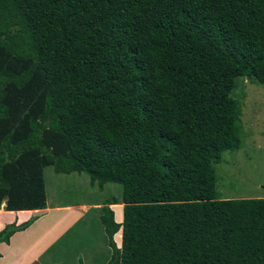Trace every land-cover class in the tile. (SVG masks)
<instances>
[{
    "label": "trees",
    "instance_id": "trees-1",
    "mask_svg": "<svg viewBox=\"0 0 264 264\" xmlns=\"http://www.w3.org/2000/svg\"><path fill=\"white\" fill-rule=\"evenodd\" d=\"M240 77L264 83V0H0V207L54 205L46 167L85 173L106 264H264V198L216 191Z\"/></svg>",
    "mask_w": 264,
    "mask_h": 264
},
{
    "label": "rangeland",
    "instance_id": "rangeland-1",
    "mask_svg": "<svg viewBox=\"0 0 264 264\" xmlns=\"http://www.w3.org/2000/svg\"><path fill=\"white\" fill-rule=\"evenodd\" d=\"M231 95L238 100L240 106L239 119L243 145L235 151L224 152L222 160L215 166L218 176L217 197L220 199L264 198V83L240 77ZM44 181L46 197L48 196L49 201L51 195L56 202L54 205L76 201L75 205L83 213L87 204L92 201L95 202L91 204L102 203L103 206L105 203L102 199L108 198L110 194L107 193L108 185H105L103 191L98 190L96 185L91 187L89 177L85 173L75 172V177H72L56 174L52 167H46ZM116 184L112 185V189H115L112 194L115 193L120 199L121 185ZM118 185L120 190L115 188ZM78 200L81 201L77 202ZM110 206L115 209L116 205L110 204ZM53 219L57 221L55 217ZM76 224L80 226V223ZM120 236V231L114 236L118 246L121 243Z\"/></svg>",
    "mask_w": 264,
    "mask_h": 264
},
{
    "label": "crops",
    "instance_id": "crops-1",
    "mask_svg": "<svg viewBox=\"0 0 264 264\" xmlns=\"http://www.w3.org/2000/svg\"><path fill=\"white\" fill-rule=\"evenodd\" d=\"M75 202L53 205L50 208H46V205L43 209L17 211L6 210L3 203L0 207V229L12 221H25L31 216L37 218L24 230L14 233L8 244L0 243V264H31L33 261L38 264H78L80 259L82 264H106L110 248L99 219L102 203L91 204L95 202L92 201L87 204L83 213ZM115 205V220L119 222L122 220V202ZM87 211L89 212L86 214ZM79 218L81 220H78ZM94 219L95 221H92ZM76 223H80V226ZM94 227L100 229L99 235L91 233V230L96 232ZM79 231L88 233L82 245L77 241ZM72 233L73 245H70L69 237ZM86 247L92 252L82 250Z\"/></svg>",
    "mask_w": 264,
    "mask_h": 264
},
{
    "label": "clouds",
    "instance_id": "clouds-1",
    "mask_svg": "<svg viewBox=\"0 0 264 264\" xmlns=\"http://www.w3.org/2000/svg\"><path fill=\"white\" fill-rule=\"evenodd\" d=\"M4 207H5V205H4Z\"/></svg>",
    "mask_w": 264,
    "mask_h": 264
}]
</instances>
